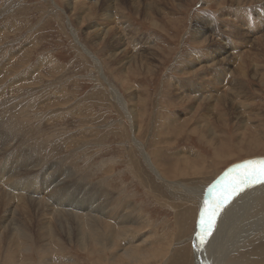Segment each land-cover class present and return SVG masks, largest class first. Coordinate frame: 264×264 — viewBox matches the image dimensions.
<instances>
[{
	"label": "rangeland",
	"instance_id": "obj_1",
	"mask_svg": "<svg viewBox=\"0 0 264 264\" xmlns=\"http://www.w3.org/2000/svg\"><path fill=\"white\" fill-rule=\"evenodd\" d=\"M76 1L74 0V4L73 0H0V65L11 54V66L14 69L12 73L23 75L19 83L26 79L24 87L16 84L9 90L13 94L9 92L0 100V127L10 135L11 147L14 149L0 155V167L5 165L9 170L26 153L29 157L38 159L41 164H51L47 171H53V168L69 171L72 177L70 181L74 184L95 190L105 188L106 192L112 193L120 201L129 202L135 209L133 216L141 224L137 236L147 238V252L165 248L168 250L164 258L158 257L155 264H195L190 239L196 227L198 206L186 200L174 199L166 184L156 177L143 157L145 154L149 157L147 158L157 167L160 177L172 183H185L187 188L208 186L217 179L216 176L219 177L227 169L247 160H264V84L251 76L256 72L264 74L260 67H254V58L258 66L263 64L264 51L255 50L253 56L243 61L244 68L250 65L249 70L245 68L246 76L235 74L226 78V74H230L229 70L235 68L233 60L229 65H222L229 68L226 70L218 66H211L205 72L194 69V74L198 75L199 72L200 78H194L192 69H183L190 59L203 66L208 64L206 56L200 53L204 48L198 46V38L192 37V25L193 29L200 25L207 32V38L211 36L214 41L219 40L227 51L237 55L240 49L245 51L247 48L237 44L239 41L231 35V31L240 29L246 33L249 45L257 37L264 36V5L241 0L239 8L244 10L242 14L247 13L246 17L237 14L233 18L227 16L224 17L226 22L218 25L219 15L216 14L219 7L214 1L176 0L177 4L182 2L181 6L176 7L177 10H171L166 5L161 14L156 13L151 17H146L142 11H134L130 0L122 3L119 0L116 3L105 0ZM225 1L223 0L224 4ZM85 6L93 8V11L88 14ZM107 14H112L110 21L105 19ZM209 23H212L211 28H208ZM93 28L114 29L128 55H142L138 56V60L143 56L156 54L155 61L151 62L153 72H147L134 64H126L124 71L119 69L120 64H115L109 56L111 50L106 46L105 39L93 36ZM112 44L115 45L114 42ZM207 45L209 48L216 46L212 42ZM92 57L98 64L93 63ZM50 67L53 68L51 75L55 76L54 82H50L52 77L47 78L46 72ZM41 69L44 83L29 85L34 78L32 76H36L37 70ZM94 79H99L100 82L96 83ZM105 82L111 83V87L138 118L144 112V104V125L148 130L137 126V117L134 119L135 126L132 127L118 102L111 97L110 86H106ZM179 84L182 89H179ZM238 84L242 86L244 97L247 96V105L255 109L252 111L251 108H245L244 111H251L254 117L245 124L248 118L244 117L247 114H241L240 105L244 100L239 95L234 97L241 99V102H231L235 108L232 115L231 111L227 112L222 108L213 111L209 122L213 125L218 141L222 142L217 145L222 156L220 155L216 165V146L207 143L201 135L193 134L192 131L199 123L197 114L192 115L197 106L193 112L188 106L197 105L198 102L202 104L204 101L200 99L197 102L192 91L203 92V97L211 94L215 96L218 90L216 88L228 85L237 91L240 88ZM196 85L198 88L194 87ZM178 90L191 94L186 100L178 101L172 98L175 91L180 93ZM132 91L135 92L136 99L132 102L125 101ZM219 95L220 92L216 94L217 97ZM226 95L231 97L233 92L230 90ZM55 105L59 108H55ZM197 111L203 114L202 107ZM235 114L247 119L243 120V127L232 119ZM189 117L190 122L182 127V122ZM238 120L242 121L240 117ZM133 137L144 147V155L132 143ZM17 147L24 151L21 152ZM129 154L133 158L129 159ZM186 159L194 161L191 162L193 166L189 165L187 169L183 166V160ZM129 160H134L135 166H130ZM201 164L205 169L200 171ZM52 165L56 167L52 168ZM177 166L184 175H173L172 171L177 170ZM194 169L200 171V174H193ZM58 180L59 178L49 177L53 185ZM55 192L51 196L58 195L57 190L53 193ZM51 193L48 190L40 195ZM185 219V234L181 236L179 226ZM0 247V264H10L11 257L15 260L12 263L21 264L23 261L19 262V258L28 256V253L22 256L20 250L16 251L4 241H0ZM66 248L67 259L88 264V258L79 249ZM178 248H184V259L177 257ZM245 250L240 248L227 258L225 264H234L235 261L231 263V259H237ZM38 259L37 255L33 258L34 261Z\"/></svg>",
	"mask_w": 264,
	"mask_h": 264
},
{
	"label": "bare ground",
	"instance_id": "obj_2",
	"mask_svg": "<svg viewBox=\"0 0 264 264\" xmlns=\"http://www.w3.org/2000/svg\"><path fill=\"white\" fill-rule=\"evenodd\" d=\"M105 1L113 3L117 0H105ZM123 1L126 0H119V2L121 3ZM206 1L210 3L211 1H214V3H216V5L219 7L218 12L216 14L219 15L218 25L219 23L222 24L225 21L224 17L230 16L231 18H233L234 14H237L240 17L243 16L246 17L247 13L242 14L244 13L243 12L244 10L242 8L241 9L239 8V6H241L240 5L241 0H226L225 4L223 3V0H206ZM251 1L259 2L264 5V0H251ZM75 2L77 1L75 0ZM130 3L134 11L137 12L142 11L143 15H145L146 17L148 16L151 17V15H154L156 13L161 14L162 11H164L165 9L164 6L166 5H168L171 10H175L176 7L179 6L182 2L177 4L176 0H155V1L130 0ZM95 5L96 3L92 4L91 7ZM255 8L257 7L255 6ZM92 9L87 8L85 10L88 11L89 14ZM262 10L264 11L263 8ZM70 12H72V10ZM111 15L112 14H107L105 19H108V21H110L112 19ZM196 21L199 22L198 19H196ZM204 22H208V21L204 20ZM90 25H92V23ZM211 27H212V23L208 26V28ZM231 32H232L231 35H233V37L239 41V43L237 42V44L242 46L244 45L247 48L245 51L240 49L237 52V55L235 52L231 53L227 51L224 45L219 40L216 39L214 41V38H211V36L210 38H207L205 36L207 32H204V30L200 25L198 27H194V29L192 25L191 28L192 37L194 39L198 38L199 40V42L197 43L198 46L204 48L203 52L200 51V53L206 56V58L208 59V64H204L203 66L202 64L197 63V61L195 63L193 60L190 59L189 62H187V64L183 67V69L185 70L192 69L193 74H194V69L197 68L202 69V71L205 72L211 66L213 68L218 66L226 70L227 67L225 68L222 65L225 64L229 65V62L233 60L235 68L229 70L230 74H226V78L228 79L227 77L228 75L229 77L230 75L233 77V75L235 74L238 76H246L247 71L245 70V68L249 70L250 65H247L244 68L243 61L253 56L255 50L264 51V40H263L264 36L262 35L261 37H257L256 40H253L251 42L249 41L250 42L249 45L247 44L248 40L246 39L249 37H247L246 33L241 31L240 29H235L234 31ZM93 36H95L96 38L100 37L102 39H105L106 46L107 47L109 46L110 47L109 50H111L109 56L111 57V59L114 60L115 64H120L119 69H122L124 71L126 69L125 68L126 64L127 66L128 64L129 65L134 64L136 66L139 65L143 70L147 72L150 73L153 72L151 62L155 61L156 54H152L151 56H149L150 54L148 56L147 55L143 56V58L140 60H138L137 58L142 57V55L141 56L138 55L139 57L137 55H128V53H126L125 51V48H123V44L120 36H118V34L114 29L93 28ZM112 42H114L115 45H113ZM211 42L216 46L209 48L207 43H211ZM85 54L88 53L85 52ZM11 56L12 55L10 54L7 57V60L5 59L4 61H2V64L0 65V100L5 96V94L9 92L12 93L9 90H12L16 84H20L19 86H23L25 84L24 82L26 79H24L20 83L18 82L21 78H23L22 77L23 75L22 76L21 74L15 75L17 72L12 73L13 67L11 66V63L13 64V62ZM237 59H239L238 62ZM92 61H94L93 63L98 64L94 57H92ZM254 67L255 68L260 67L264 71V61L261 66H258V63L254 58ZM52 70L53 68L50 67L49 71L46 72L47 78L52 77L50 79L51 80L50 82H54L55 80L54 79L55 76L51 75L53 74ZM41 71L42 69L37 70V73L35 72L36 76H32L34 78L31 79V83L29 82V85H33V84L37 85L40 83H44V79L40 74L42 73ZM202 71L200 72L203 73ZM194 75H192V77ZM251 76L253 78L258 79L259 81H263L262 84H264V74L256 72V73H252ZM195 77L200 78L199 72L198 75L196 74L194 76V78ZM101 79H103L102 76ZM32 80L35 81L32 82ZM103 80L106 81L105 78ZM204 80H200V81H204ZM224 80L226 79L224 78ZM93 81L96 83L100 82L99 79L98 80L94 79ZM105 83L106 86L107 84H109L107 82ZM200 85L203 86V88H205L203 84ZM109 86L111 89L109 92L111 97L112 98L114 97V100L118 102L119 107L121 108V110H123L124 114L126 115V118L130 120L132 127L135 126L134 119L135 117L138 118V116H135L137 114H134V111L128 109L129 107L128 104L124 102L121 96L114 90L113 87H111V83L109 84ZM194 87L198 88L197 85ZM238 87L240 88H237V91L234 90L232 86L229 87L228 85L224 87L228 89L227 91L220 90L224 88H220V89L216 88L218 90L215 93L218 94L220 92L219 97H217L216 94L215 96L211 94L210 95L211 97L210 96L203 97L202 96V94H204L203 92L192 91L194 93L193 98H195L197 102L200 99L204 100L202 104L198 102L197 105L190 104L188 106L192 108L191 112H193V110L196 108L195 106H197L196 110H194L192 115L195 113L197 114V119H199V123L194 129H192V131L193 134L196 133L201 135V138H203V140H205L207 143L211 144L212 146H216L214 147V149H216L218 152L217 154L214 155L215 157L214 159L217 163L216 165H218L219 162L218 159H220V157L222 156L218 149L219 146L217 145L222 144V142L218 141V136L213 132V128H212L213 125L209 122V118L212 116L213 111L216 112V110L222 108L225 109L227 112L231 111V115H232L234 113L233 109L235 110V108L231 102L235 100L237 103H239L241 102L242 99L244 100V102H242L240 105V109L242 111L241 114L242 115L247 114L244 117L248 118V120L244 119V117L242 115L240 116V114L239 115L235 114L232 119L236 120L243 127L244 126L243 120H247L245 121L246 124L247 122H250L251 119L254 117L251 111L248 113L244 111L245 108H251L250 110L252 111H254L255 109L253 108L254 109L253 110L251 106L249 107L247 105L246 103L247 96L244 97L245 93L242 90V86L239 85ZM179 89H182L181 84H179ZM230 90L233 92V95H231V97L230 96L228 97L226 94ZM182 91L183 90H181L180 93L175 91L172 98L178 101L186 100L191 93L187 94V93H183L185 92V90L183 92ZM238 95L240 96L241 99L234 97ZM127 96H129L128 100L125 101L132 102L133 100L136 99V94L133 91L129 93ZM207 100L209 101L207 102ZM43 101L44 99L42 100V102ZM142 102L144 103L145 100H143ZM56 105L55 108L58 107V106L56 107ZM143 107H144L143 108L144 112H142L141 115H139L138 113L139 118L137 121L138 122L137 126L140 128H146L144 125V118H145L144 104ZM200 107H202L203 114L197 111L198 109H200ZM222 115L224 116L225 114ZM239 117L241 118L242 121L238 120ZM190 120L191 118L189 117L185 121H183L182 127L187 125L190 122ZM146 130L148 129L146 128ZM179 130H181V128ZM132 143H134L135 147L143 154L144 151L142 152V148L144 147H142L134 139V137ZM11 146H12V139L10 135L8 134V132L4 133L0 127V155L3 153H7L8 151L11 150L13 151L14 149H12ZM17 148L19 149V147ZM19 150L21 151V149ZM22 151H24L23 148ZM16 154L17 153H15L14 155ZM131 155L132 154L128 155L129 159L133 158V156ZM144 156L145 157L141 156V159L142 157L145 158L148 167H150V169L158 179H161V182L163 181L166 184L165 186L168 188L169 192L174 196L173 197L174 199L178 198L180 200H186L187 202L194 203L198 206V214L196 213L197 218H195L196 227L193 225L195 228L193 231V235L190 239V242H192L193 244L192 254L194 255L193 257L195 258V264H225L226 260H228L227 258L229 256H232L233 253L235 252L237 253V251H239L240 248L246 249L245 250L246 252L242 253V255L239 254L237 259L234 260L231 259V263L232 261H235L234 264H264V185L256 184L254 186L246 188L245 190L240 192L239 195H234L231 198L230 202L223 208V210L220 212L219 216L217 217L213 231L209 236L206 237V242L203 245H201L197 238V234L201 231V212L205 209V200L212 198L209 195V190L213 189L215 186L217 190L213 192V196L218 195L219 188L226 185L232 179V177L236 175V173L231 172V170L237 169L239 165L244 164L247 161H257V160L251 159L243 163H239V164L237 163L238 165H235L227 169L225 172L220 174L219 177L216 176L217 179L212 183L208 184V186L204 185L202 187H197V188L195 187L187 188V185H185V183L182 182L178 183L176 180H175L176 183L175 182L172 183L160 177L157 167H155V165L148 159L149 157L146 156V154ZM33 158L34 157L31 158L29 157V155L24 153L21 159L19 158L20 160L17 159L15 164L12 167H9V170L7 167H5V165H3V167H0V241H4L10 247H14L16 251L20 250L22 252V256L28 253L27 257H25V255L23 256L24 258L18 257L20 260L19 262L23 261L21 262V264H36V262H38L37 264H80L79 263L80 261H75L74 259H67V256L65 255L68 254V248L66 247L69 248L75 247L79 249V251H81L82 254H84L88 258L87 259L89 260L88 264H155L158 257L164 258V255L168 252L166 248L156 249L152 252L150 251L147 252L148 250H145V245L148 243V241L147 238L145 237L137 236L140 232L141 224L140 221L133 216L135 209H133V207L129 202H126L124 200L123 201L118 200L117 198L114 197L112 193L106 192L104 190L105 188L95 190V189H90L91 187L89 185L88 186L90 188H86L87 186H83L81 184H80L81 186L74 184L72 183L73 181H70L71 173H69V171L67 170L60 171L59 169L53 168L56 167L54 165H52V168L54 169L53 171L52 170L47 171L49 168H51L49 166L51 164H49L48 167L47 165L41 164L39 161H37L38 159L36 158L33 159ZM191 162L194 163V161L188 159L183 160V166L186 167L187 169L189 165L193 166ZM129 163L130 166H133V164L135 166L134 160L132 162L130 161ZM130 168L131 167H129V169ZM204 169L205 168L201 164L199 170L201 171ZM200 171L195 170L192 173L194 174L196 172V174H200ZM172 172L173 175L175 176L185 174L183 171H181L182 174L180 173L179 166H177V170H174ZM34 173L39 174V176H37ZM229 173L231 174L226 176V174ZM49 177L59 178V180L56 182V185H53V182L49 181ZM171 177L172 176H170V178ZM137 180L139 179L137 178ZM48 190H51L52 192L50 195H44V194H42L43 196L40 195V193H46ZM54 190H57L58 195L51 196L52 194L53 195L56 194V192L53 193ZM182 190L184 191L182 192ZM181 205L183 206V204ZM182 208H184V206ZM186 225L187 222L185 219L184 221L181 222L179 226V232H181L180 233L181 236L185 234L184 228L186 227ZM244 242H246V244ZM251 247L253 248L256 247V248L251 249ZM184 248H182L183 250H180L181 248L180 249L178 248L179 250L177 249L178 250L177 253H179L177 257H180V259L185 258L184 254H186V252ZM38 253H41V255H39ZM34 255L39 256V259L37 261L33 260V258L35 257ZM10 259H11L10 264H14L12 263L13 261H15L14 257H11ZM175 263L176 262H174V264Z\"/></svg>",
	"mask_w": 264,
	"mask_h": 264
},
{
	"label": "snow or ice",
	"instance_id": "obj_3",
	"mask_svg": "<svg viewBox=\"0 0 264 264\" xmlns=\"http://www.w3.org/2000/svg\"><path fill=\"white\" fill-rule=\"evenodd\" d=\"M231 172L236 175L226 185L219 188L218 195L213 196V192L217 190L215 186L209 190L212 198L205 200V209L201 212V231L197 234L201 245L206 242V237L213 231L217 217L234 195H239L246 188L256 184L264 185V160L247 161Z\"/></svg>",
	"mask_w": 264,
	"mask_h": 264
}]
</instances>
